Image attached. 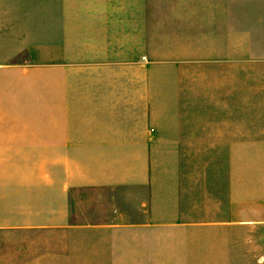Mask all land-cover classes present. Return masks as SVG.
Here are the masks:
<instances>
[{
    "label": "crops",
    "instance_id": "crops-1",
    "mask_svg": "<svg viewBox=\"0 0 264 264\" xmlns=\"http://www.w3.org/2000/svg\"><path fill=\"white\" fill-rule=\"evenodd\" d=\"M181 1L0 0V264H264V0Z\"/></svg>",
    "mask_w": 264,
    "mask_h": 264
},
{
    "label": "rangeland",
    "instance_id": "rangeland-1",
    "mask_svg": "<svg viewBox=\"0 0 264 264\" xmlns=\"http://www.w3.org/2000/svg\"><path fill=\"white\" fill-rule=\"evenodd\" d=\"M188 1V0H187ZM174 3V12L175 17L176 13L179 12L180 7L182 6L181 0H173ZM184 6L186 5V2L184 1ZM189 7L191 10L196 8V0H189ZM191 12L190 17L194 18L195 16ZM0 166H9V162L6 161H0ZM0 209H5V207H0ZM9 241L16 249H20L21 247L26 248H34V249H43L47 253L51 252L54 249H57L60 247V245L55 244V240L53 238H26L22 237L21 235H17V237L14 235V238H11L9 240V237H1L0 238V248H6L9 247ZM195 251H200L203 253H190V254H184V255H176L173 253L172 255H168L167 257H162L164 260H167V263L162 264H213V255H212V239L211 240H205V246L202 248H195L191 249ZM173 252L175 250L173 249ZM133 256L132 255H121L118 253L115 254H108L105 255V264H133ZM159 263L162 262L160 258H158Z\"/></svg>",
    "mask_w": 264,
    "mask_h": 264
}]
</instances>
